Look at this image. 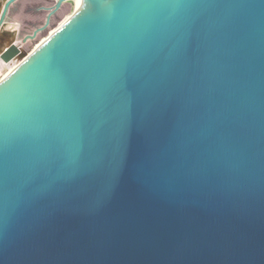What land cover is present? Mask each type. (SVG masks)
I'll return each instance as SVG.
<instances>
[{
	"label": "water",
	"instance_id": "obj_1",
	"mask_svg": "<svg viewBox=\"0 0 264 264\" xmlns=\"http://www.w3.org/2000/svg\"><path fill=\"white\" fill-rule=\"evenodd\" d=\"M16 1L4 63L67 0L22 37ZM0 264H264V0H83L16 65Z\"/></svg>",
	"mask_w": 264,
	"mask_h": 264
},
{
	"label": "rangeland",
	"instance_id": "obj_2",
	"mask_svg": "<svg viewBox=\"0 0 264 264\" xmlns=\"http://www.w3.org/2000/svg\"><path fill=\"white\" fill-rule=\"evenodd\" d=\"M15 3V10L10 12V15L12 22L18 24L19 37H22L26 33H30L31 29L39 26L44 21L48 10L46 8L52 7L54 0H18ZM73 3V0L63 2L60 8L51 16L50 23L46 29L39 32L34 37V40L28 39L23 44L22 49L24 51V59L31 54L34 49L40 46L50 35H52L62 25L64 20H67L66 18H69L70 15L72 16L74 14L73 11H75V8ZM4 64L6 63L3 62V64H0V81L7 71ZM16 65H14V67Z\"/></svg>",
	"mask_w": 264,
	"mask_h": 264
},
{
	"label": "trees",
	"instance_id": "obj_3",
	"mask_svg": "<svg viewBox=\"0 0 264 264\" xmlns=\"http://www.w3.org/2000/svg\"><path fill=\"white\" fill-rule=\"evenodd\" d=\"M4 29H7V31H9V30H13L14 28H13L12 26H6V28H4ZM22 59H24V57L21 58V59L15 58V59L11 60L9 63L4 64L5 67H6V70H7L6 73H7L10 69H12V68L14 67V65H16L18 62H20ZM0 64H3V62L1 61ZM6 73H5V74H6ZM5 74H4V75H5Z\"/></svg>",
	"mask_w": 264,
	"mask_h": 264
},
{
	"label": "bare ground",
	"instance_id": "obj_4",
	"mask_svg": "<svg viewBox=\"0 0 264 264\" xmlns=\"http://www.w3.org/2000/svg\"><path fill=\"white\" fill-rule=\"evenodd\" d=\"M73 2H74V3H73V4H74V8L77 10V8H78L79 5L83 2V0H73ZM73 13H74V11H73ZM73 13H72V14H73ZM71 17H72V16L70 15L69 18H66L67 20H64V22L62 23V25H63L64 23H66ZM62 25H61V26H62ZM61 26H60V27H61ZM38 47H39V46H38ZM34 50H35V49H34ZM29 55H30V54H29ZM29 55H28V56H29ZM13 68H14V67H13ZM13 68H12V69H13ZM12 69H10V70H9V71L3 76V78H4V77H5V76H6V75H7ZM3 78H2V79H3Z\"/></svg>",
	"mask_w": 264,
	"mask_h": 264
},
{
	"label": "flooded vegetation",
	"instance_id": "obj_5",
	"mask_svg": "<svg viewBox=\"0 0 264 264\" xmlns=\"http://www.w3.org/2000/svg\"><path fill=\"white\" fill-rule=\"evenodd\" d=\"M32 40H34V39H32Z\"/></svg>",
	"mask_w": 264,
	"mask_h": 264
}]
</instances>
